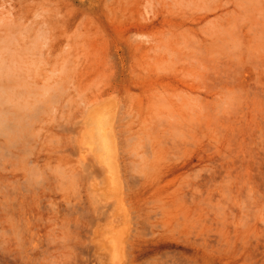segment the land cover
I'll return each mask as SVG.
<instances>
[{
    "label": "rangeland",
    "instance_id": "374dc122",
    "mask_svg": "<svg viewBox=\"0 0 264 264\" xmlns=\"http://www.w3.org/2000/svg\"><path fill=\"white\" fill-rule=\"evenodd\" d=\"M0 264H264V0H0Z\"/></svg>",
    "mask_w": 264,
    "mask_h": 264
}]
</instances>
